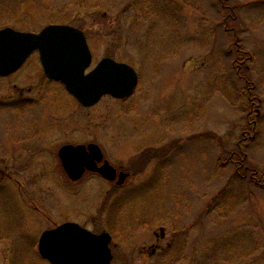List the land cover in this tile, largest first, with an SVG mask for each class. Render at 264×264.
Wrapping results in <instances>:
<instances>
[{
    "label": "rangeland",
    "instance_id": "obj_1",
    "mask_svg": "<svg viewBox=\"0 0 264 264\" xmlns=\"http://www.w3.org/2000/svg\"><path fill=\"white\" fill-rule=\"evenodd\" d=\"M50 24L82 30L91 67L127 63L138 86L83 107L37 52L0 78V264H48L38 238L65 222L110 233L111 264H264V187L229 162L242 148L264 172V0H0V29ZM236 43L260 100L248 141ZM90 143L122 185L64 176L60 146Z\"/></svg>",
    "mask_w": 264,
    "mask_h": 264
},
{
    "label": "water",
    "instance_id": "obj_2",
    "mask_svg": "<svg viewBox=\"0 0 264 264\" xmlns=\"http://www.w3.org/2000/svg\"><path fill=\"white\" fill-rule=\"evenodd\" d=\"M38 51L45 76L63 84L65 90L83 107H91L105 95L122 100L137 87L138 75L123 62L105 57L88 71L91 52L82 30L66 24H51L37 33L11 27L0 29V76L18 70L28 56ZM62 168L71 181L87 170L98 173L116 185L128 174L116 170L104 160L98 145H64L58 150ZM108 232L93 233L77 223L65 222L43 231L37 242L41 259L49 264H111L113 254Z\"/></svg>",
    "mask_w": 264,
    "mask_h": 264
},
{
    "label": "trees",
    "instance_id": "obj_3",
    "mask_svg": "<svg viewBox=\"0 0 264 264\" xmlns=\"http://www.w3.org/2000/svg\"><path fill=\"white\" fill-rule=\"evenodd\" d=\"M223 7H225V6H223ZM235 45H236V49H237L236 52H237L238 56H237V58L235 60H233V62H232L233 64H231V65H232V68L234 69V71H236L237 77L240 80L246 82V85H247V89H246L247 94L246 95H247V98H248V101H249V107H250V113H249L248 116L252 115L251 117L247 118L248 119L247 120V125H245L246 128H245V130H243V132L241 134L242 137L244 136V139H246L248 141L249 138L252 139L251 138L252 135H255L257 133V125H255L256 124V120H255V117H253V113H254L253 112V108L259 106L260 100L257 97V95L253 92L254 85L250 83L249 79L247 78V76L245 75L244 70H243V65L251 60L252 55L249 54L248 52L243 51V49L241 48V46L239 44L236 43ZM241 142H243V140ZM241 151H242V148L239 149L238 153L237 152L236 153H231L229 155V162H231L233 164H234V162L236 163V166H235L236 170L241 173V177H242L243 172H242V169H241V165L243 163L244 166H245L246 159H245V156H244L245 154L242 153ZM156 152H157V155H158V151H156ZM148 156H149V158L153 157L152 155L150 156V154H148ZM162 157H163V155H162ZM259 181L261 183V186L264 187V180L260 179ZM167 254H168V252H167Z\"/></svg>",
    "mask_w": 264,
    "mask_h": 264
},
{
    "label": "flooded vegetation",
    "instance_id": "obj_4",
    "mask_svg": "<svg viewBox=\"0 0 264 264\" xmlns=\"http://www.w3.org/2000/svg\"><path fill=\"white\" fill-rule=\"evenodd\" d=\"M27 62V61H26ZM24 66V65H23ZM22 68V67H21ZM20 68V69H21ZM19 69V70H20ZM18 70V71H19ZM17 71V72H18ZM16 73V72H15ZM15 73H13V74H15ZM13 74H11V75H13ZM10 75H8V76H6V77H9ZM6 77H0V78H6ZM64 145H69V144H63L62 146H64ZM70 145H78V144H70ZM62 146H60V148L62 147ZM59 148V149H60ZM58 149V150H59ZM57 153H58V151H57ZM57 157H58V154L56 155ZM58 162H60V160H59V158H58ZM101 165V163H99L98 164V166H100ZM60 166H61V162H60ZM62 167V166H61ZM241 169L243 170L242 172H243V175H242V177L243 178H245V177H249L250 179H252V181L255 183V184H257V185H260L261 186V183H260V179H263L264 180V172H262V173H259L256 169H254L253 167H251V166H249V165H246L245 164V166H244V164L242 163V165H241ZM122 170H119V169H117V172L116 173H119V172H121ZM124 172V171H123ZM248 172H249V174H248ZM86 173H91V172H89V171H86L84 174H86ZM93 174H97L96 172H92ZM91 173V174H92ZM84 174H82L83 176H84ZM126 174H128V173H126ZM66 175V174H65ZM64 175V176H65ZM129 175V174H128ZM82 176V177H83ZM100 176V175H99ZM67 177V176H66ZM128 177V176H127ZM127 177H126V179H127ZM68 178V177H67ZM69 179V178H68ZM125 179V180H126ZM125 180H124V182H125ZM113 183H115V181H113ZM263 185V184H262ZM263 187V186H262ZM161 237H163V234H162V236ZM169 257H171L172 258V256H169Z\"/></svg>",
    "mask_w": 264,
    "mask_h": 264
}]
</instances>
